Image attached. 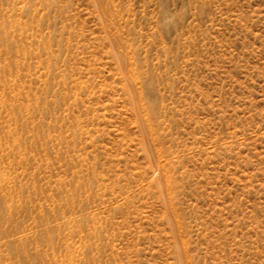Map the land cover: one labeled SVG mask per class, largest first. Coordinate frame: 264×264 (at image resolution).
<instances>
[{
	"label": "rangeland",
	"instance_id": "obj_1",
	"mask_svg": "<svg viewBox=\"0 0 264 264\" xmlns=\"http://www.w3.org/2000/svg\"><path fill=\"white\" fill-rule=\"evenodd\" d=\"M0 264H264V0H0Z\"/></svg>",
	"mask_w": 264,
	"mask_h": 264
}]
</instances>
